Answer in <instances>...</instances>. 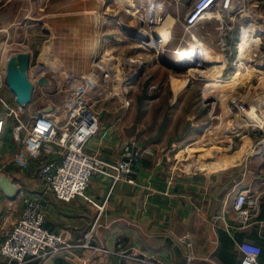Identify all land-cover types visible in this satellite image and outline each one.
<instances>
[{"label":"rangeland","instance_id":"rangeland-1","mask_svg":"<svg viewBox=\"0 0 264 264\" xmlns=\"http://www.w3.org/2000/svg\"><path fill=\"white\" fill-rule=\"evenodd\" d=\"M5 1L0 0V6ZM94 1L12 0V7L3 11L4 20L8 21L0 24V65L7 68L12 56L28 55L30 80L38 79L39 83L42 72L50 78L49 85L34 88L32 101L20 118L27 120L38 110H51L63 103L70 87L84 82L82 76L96 66L91 64L92 61L100 57L101 61L118 59L125 67L122 68L125 79L121 87L113 82L99 81L98 86L90 91L92 98L96 99L94 108L100 127L98 134L116 129L121 138L130 137L124 141L121 155L128 147H133L134 141L139 144V151L143 150L141 144L156 149L158 154L164 149L168 154L164 157L169 163L167 168L175 164L176 172H200L196 167L189 168L199 160L200 152L185 150L215 146L207 139L214 136L215 131L211 130L225 116H230V122L234 124L240 122L238 105L242 102L254 105L264 95V15L260 12L257 16L245 17L234 23H227L226 19L224 28L208 18L197 23L193 31L200 34L204 46L201 45L207 50L204 61L211 62L206 64L190 53L191 34L185 26V17L197 0H156L162 4V17L171 15L174 19L172 37L161 53L157 40L149 37L147 43L141 32L146 25L145 17L151 0H125L133 3L135 7L132 11L136 14L126 11L122 0H103L92 9ZM90 17L92 27L88 29L84 22ZM251 21L254 23H249ZM242 27L254 28L252 44L256 43L258 47H254L251 54L254 67L248 61V73L238 77L240 70L245 68L243 64L242 68L237 64V42ZM95 42L99 44V52L94 57L96 59H92ZM223 44H227L228 49H224ZM191 57L196 60L187 70H177L163 62L165 59L180 66ZM98 72L100 70L96 69L89 74L95 76ZM237 77V84L232 89L225 88L227 91L224 94L227 95L224 99L218 98L223 96V91L222 87L214 88L216 83L223 85ZM233 100L239 101L237 107ZM16 121V117L11 115L8 131L0 138V181H4V177L11 178L9 171L11 174L12 171H22L24 175H33L42 164L31 160L30 165L24 167L14 160L22 148L21 141L14 137L12 130ZM249 130H239L238 136L232 138L234 146L231 150L225 148L224 143L218 146L224 147L222 153L234 155L242 149L245 140H249L250 147L233 167L239 169V163L247 160L248 172L259 171L260 164L264 167V159L261 157L252 162L255 155L260 154L253 150V146L262 134ZM251 179L248 176L246 183ZM257 188L263 193L264 203V188Z\"/></svg>","mask_w":264,"mask_h":264},{"label":"crops","instance_id":"crops-1","mask_svg":"<svg viewBox=\"0 0 264 264\" xmlns=\"http://www.w3.org/2000/svg\"><path fill=\"white\" fill-rule=\"evenodd\" d=\"M11 1L6 0L0 6V24L8 21L2 13L12 7ZM246 7V18L260 12L264 15V0H248ZM127 138L130 137L121 138L116 129H107L92 138L88 148L106 159H117ZM249 142L245 140L242 149L234 155L221 152L224 147L231 150L233 140L223 142L224 147H189L185 151L200 152L199 160L190 165L200 169L198 173L176 172L175 164L167 168L169 163L164 157L168 154L164 149L158 154L156 149L144 147L140 142L143 155L136 167L134 183L124 179L111 188L109 178L97 177L84 195L68 202L44 194L47 226L69 230L75 242H82L94 226L92 243L101 244L106 251L93 253L89 248L79 247L77 256L62 253L26 264H59L61 261L67 264H142L140 258L144 257L166 264H239L242 254L238 243L243 239L262 245L260 261L264 264V203L261 202L257 217L245 226L235 220L231 205L238 190L264 188L263 164L259 165V171L250 169L248 172L247 160L239 163V169L234 168V164L222 167L220 160L225 156L239 160L250 147ZM261 157L264 159V153L256 154L252 162ZM225 168L227 170H223ZM218 170L223 172H208ZM24 174L9 171L8 176L29 192L43 193L37 171L33 175ZM248 176L252 179L246 183ZM11 200L0 189V218L6 225L17 218L21 208L12 210L10 221H4ZM187 242H192V246ZM122 250L124 255L120 254ZM190 254L194 256L192 260Z\"/></svg>","mask_w":264,"mask_h":264},{"label":"built area","instance_id":"built-area-1","mask_svg":"<svg viewBox=\"0 0 264 264\" xmlns=\"http://www.w3.org/2000/svg\"><path fill=\"white\" fill-rule=\"evenodd\" d=\"M247 1L197 0L185 17V26L191 36L193 28L203 18L221 24L224 28L226 19L227 23H234L245 18ZM223 48L228 49V45L223 44ZM94 57L92 59H96ZM112 61L115 63L108 62L103 68L96 64L88 70V74L82 76L84 82L70 87L63 103L51 110H38L27 120L20 118L27 106L22 107L18 104L6 80L7 68L0 65V137L8 131L11 115L16 117L17 121L12 130L14 137L21 141L22 148L17 152L14 160L24 167H28L31 160L41 162L37 170V178L43 184V193L39 194L29 192L16 184L19 190L17 198L11 200L4 221H10L12 210H16L19 206L21 208L17 218L8 225L0 218V264H26L34 259L55 258L62 253L77 256L76 250L79 247L89 248L93 253L106 251L101 244L92 243L94 226L82 242H75L71 232L65 228L55 230L47 226L44 194L49 193L57 199L68 202L84 195L97 177L109 178L112 181L111 188L124 179L131 183L135 182L136 167L143 155V150H138L137 142L133 141V147L131 149L128 147L118 159H106L88 148V143L100 129L97 111L94 108L96 99L92 98L90 91L98 86L99 81L113 82L121 87L125 79L122 77L125 68L122 61L118 59ZM251 61L252 56L249 62ZM96 69L100 70V73L98 72L100 76L89 74ZM38 81V79L33 80L34 88L43 86ZM233 103L237 107L239 101L233 100ZM238 106L240 122L234 124L230 122V116H225V119L223 118L221 123L211 130L215 131L213 135L219 137L218 143L215 144L212 140L208 142L221 145L238 136L240 129H250L249 131L252 132H261L262 137L253 146V150L263 154L264 95L260 102L255 101L254 105L242 102ZM225 125L230 126V131L222 128ZM262 198L263 193L259 190H238L231 203L235 220L245 226L256 218L261 210ZM187 243L188 246H192V242ZM238 247L242 254L239 264H262L260 243L243 239L238 243ZM120 254L124 255L125 252L122 250ZM188 256L190 260L194 258L191 254ZM140 261L142 264H166L156 258L144 257L140 258Z\"/></svg>","mask_w":264,"mask_h":264},{"label":"bare ground","instance_id":"bare-ground-1","mask_svg":"<svg viewBox=\"0 0 264 264\" xmlns=\"http://www.w3.org/2000/svg\"><path fill=\"white\" fill-rule=\"evenodd\" d=\"M96 1L97 0H95L94 3L92 4V6H93L92 9H94L95 6H97V5L101 4V2H103V0H98L97 2ZM121 2H122V5L123 4L125 5V9H127L126 11H128V12H130L132 14H136V12L132 11L135 6L133 5V3L131 1L122 0ZM161 5L162 4L158 3L156 0H151L150 1L149 7L147 9L148 10L147 11V16L145 17L146 18V21H145L146 25H145V27H142V29H141L144 41H146L148 43L150 41L149 37L153 41L155 39L157 40L158 46H160L159 53H161V51L167 46L168 42L170 41V38L172 37L171 25H172V22L174 21V19H173V17L171 15H167V16L164 15L165 17H162ZM207 16H209V15H207ZM84 25H85V28H88V29H90L92 27L91 26V17L87 18V20H85ZM146 27H148V29ZM253 29H251L249 27H242V29L240 30L239 37L240 36L241 37H240V39H238L239 41H238V53H237L238 67L242 68V64H243V66L245 68L240 70L238 77H240L241 75L244 76L245 72L248 73L249 68L247 67L248 66L247 62L250 61V59H251V54L253 53L254 47H258V45L256 43L254 45L252 44L253 43L252 40L254 38V33H255V30H253ZM199 35L196 34V32H194V31L192 32V36H191L190 41H189L190 42V50H191L190 53H193V54L197 55L198 59H200L201 61H204V58L207 55V50L204 49V47H203L204 45L201 42V40L199 38L200 37ZM201 43H202L203 46L201 45ZM94 45H95L94 51L91 54H94L95 57H96L97 52H99V44L95 42ZM178 52L180 53V50ZM249 52H250V54H249ZM181 53H182V51H181ZM103 55L105 57V54H103ZM14 56L22 58V59H24L26 61H29V56L28 55H26V56L25 55L24 56H22V55H14ZM105 58H107V56ZM112 60L113 59H111V58H109L107 60L105 59V61L95 60V61H92L91 64H93V65L97 64V65H99V66H101L103 68L106 64H108V62H111V63L114 64L115 62H113ZM204 62H207V60H205ZM9 65L10 64H9V61H8V66ZM252 66L254 67V65H252ZM253 71H251V73H254ZM238 77L235 78L234 80L230 81V82L224 83L223 85L216 83V86H214V88L222 87L221 88V92L223 91L222 92L223 96L220 95V96H218V98L224 99L223 97H225L227 95V94H224V92L227 91V90H225V88L226 89L227 88L228 89H230V88L232 89L237 84L236 81H237V79H239ZM40 80L42 81L43 86H47V85L50 84V78H49V76L46 75V72H42L40 74ZM175 85L178 86V83H175ZM231 91H233V90H231ZM258 102H260V100ZM222 128L225 131H230V126L225 125V126H222ZM231 129H232V127H231ZM218 138L219 137L215 134L212 137H208V140L214 141L215 139L218 140ZM220 160H221V166L222 167H225L227 165L228 166L229 165H233L236 161H238V159H232V158H230L228 156H225V157L221 158ZM190 167L191 166H189V168Z\"/></svg>","mask_w":264,"mask_h":264},{"label":"water","instance_id":"water-1","mask_svg":"<svg viewBox=\"0 0 264 264\" xmlns=\"http://www.w3.org/2000/svg\"><path fill=\"white\" fill-rule=\"evenodd\" d=\"M196 58L187 60L183 65L177 66L174 63H169L165 59L163 62L168 66L177 70H187V68L194 64ZM211 61H207L209 64ZM9 66L7 67L6 80L8 81L10 90L16 97L19 105L27 106L32 101V92L34 90V82L30 80L28 75V68L30 62L22 58L12 56L9 60ZM40 83L42 81L40 80ZM4 181H0V189L4 192L5 196L9 199H16L18 194L17 185L13 179L4 177Z\"/></svg>","mask_w":264,"mask_h":264},{"label":"trees","instance_id":"trees-1","mask_svg":"<svg viewBox=\"0 0 264 264\" xmlns=\"http://www.w3.org/2000/svg\"><path fill=\"white\" fill-rule=\"evenodd\" d=\"M59 264H67V263H66V262H62V261H61V263H59Z\"/></svg>","mask_w":264,"mask_h":264}]
</instances>
